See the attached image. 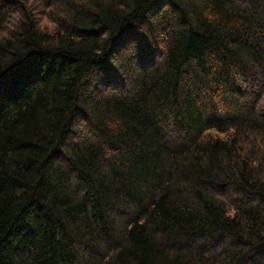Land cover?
<instances>
[{
  "label": "trees",
  "instance_id": "1",
  "mask_svg": "<svg viewBox=\"0 0 264 264\" xmlns=\"http://www.w3.org/2000/svg\"><path fill=\"white\" fill-rule=\"evenodd\" d=\"M0 264H264V0H0Z\"/></svg>",
  "mask_w": 264,
  "mask_h": 264
},
{
  "label": "rangeland",
  "instance_id": "2",
  "mask_svg": "<svg viewBox=\"0 0 264 264\" xmlns=\"http://www.w3.org/2000/svg\"><path fill=\"white\" fill-rule=\"evenodd\" d=\"M42 20H43L44 24H47L49 27H52V25H51V24H49V23H48V21L46 22V20H45V19H42Z\"/></svg>",
  "mask_w": 264,
  "mask_h": 264
}]
</instances>
